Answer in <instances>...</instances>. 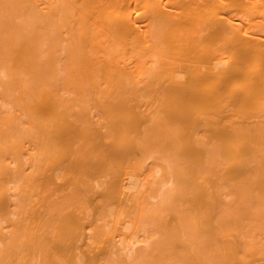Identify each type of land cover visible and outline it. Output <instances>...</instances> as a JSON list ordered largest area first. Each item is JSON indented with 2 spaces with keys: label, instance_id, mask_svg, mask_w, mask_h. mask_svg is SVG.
Returning <instances> with one entry per match:
<instances>
[{
  "label": "bare ground",
  "instance_id": "bare-ground-1",
  "mask_svg": "<svg viewBox=\"0 0 264 264\" xmlns=\"http://www.w3.org/2000/svg\"><path fill=\"white\" fill-rule=\"evenodd\" d=\"M0 264H264V0H0Z\"/></svg>",
  "mask_w": 264,
  "mask_h": 264
}]
</instances>
